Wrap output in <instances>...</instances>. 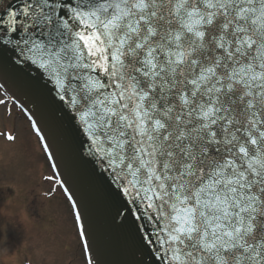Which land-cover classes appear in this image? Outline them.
I'll return each instance as SVG.
<instances>
[{"label": "snow or ice", "instance_id": "snow-or-ice-1", "mask_svg": "<svg viewBox=\"0 0 264 264\" xmlns=\"http://www.w3.org/2000/svg\"><path fill=\"white\" fill-rule=\"evenodd\" d=\"M0 80L153 225L137 264H264V0H0Z\"/></svg>", "mask_w": 264, "mask_h": 264}, {"label": "rangeland", "instance_id": "rangeland-1", "mask_svg": "<svg viewBox=\"0 0 264 264\" xmlns=\"http://www.w3.org/2000/svg\"><path fill=\"white\" fill-rule=\"evenodd\" d=\"M0 121L17 133L0 137V264H86L69 203L59 191L43 195L52 172L28 122L19 112Z\"/></svg>", "mask_w": 264, "mask_h": 264}, {"label": "water", "instance_id": "water-1", "mask_svg": "<svg viewBox=\"0 0 264 264\" xmlns=\"http://www.w3.org/2000/svg\"><path fill=\"white\" fill-rule=\"evenodd\" d=\"M31 71L36 75L35 69ZM4 83L0 80V84ZM3 88L32 120L37 121L41 134L45 136L44 144L50 145L47 151L53 153L51 161L56 165L54 168L60 183L64 181L62 187L69 188L74 199L79 201V210L85 214L89 228L86 238L91 247L85 248L87 258L91 256L92 264H137L142 255L141 235L145 233V227L152 230L153 225L147 220H136L135 208L132 209L133 215H129L127 209L121 207L122 198L110 195L109 185L115 187L110 173L104 172L97 163H85L76 156L75 149L83 135L71 131L67 121L61 125L53 118V106L47 99L46 90L37 95L28 88L8 84ZM64 103L67 104V100ZM117 209L120 210L119 216L116 215Z\"/></svg>", "mask_w": 264, "mask_h": 264}, {"label": "bare ground", "instance_id": "bare-ground-1", "mask_svg": "<svg viewBox=\"0 0 264 264\" xmlns=\"http://www.w3.org/2000/svg\"><path fill=\"white\" fill-rule=\"evenodd\" d=\"M15 141H16V140H15ZM5 146H6V145H5ZM5 146L0 144V148H4Z\"/></svg>", "mask_w": 264, "mask_h": 264}]
</instances>
